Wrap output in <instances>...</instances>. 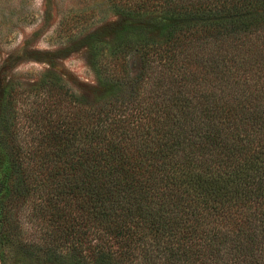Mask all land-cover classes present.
<instances>
[{
    "label": "trees",
    "instance_id": "trees-1",
    "mask_svg": "<svg viewBox=\"0 0 264 264\" xmlns=\"http://www.w3.org/2000/svg\"><path fill=\"white\" fill-rule=\"evenodd\" d=\"M147 1L104 99L0 95V264H264V0Z\"/></svg>",
    "mask_w": 264,
    "mask_h": 264
},
{
    "label": "rangeland",
    "instance_id": "rangeland-1",
    "mask_svg": "<svg viewBox=\"0 0 264 264\" xmlns=\"http://www.w3.org/2000/svg\"><path fill=\"white\" fill-rule=\"evenodd\" d=\"M134 2L0 0V95L8 88L21 95L29 88L35 92L41 80L56 79L90 102L107 97L110 87L96 73L102 57L98 48L124 42L133 26H143L147 35L159 26L152 6L138 18L122 12ZM133 34L135 41L138 35ZM126 61L129 76H134L140 69L138 56L129 54Z\"/></svg>",
    "mask_w": 264,
    "mask_h": 264
}]
</instances>
